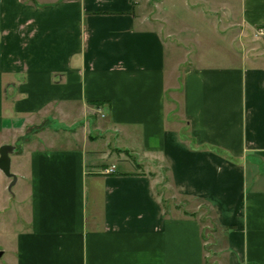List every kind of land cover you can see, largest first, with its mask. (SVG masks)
Masks as SVG:
<instances>
[{
  "label": "crops",
  "instance_id": "obj_1",
  "mask_svg": "<svg viewBox=\"0 0 264 264\" xmlns=\"http://www.w3.org/2000/svg\"><path fill=\"white\" fill-rule=\"evenodd\" d=\"M158 1L0 0L12 264H264V0H198L241 47L215 65Z\"/></svg>",
  "mask_w": 264,
  "mask_h": 264
},
{
  "label": "rangeland",
  "instance_id": "obj_2",
  "mask_svg": "<svg viewBox=\"0 0 264 264\" xmlns=\"http://www.w3.org/2000/svg\"><path fill=\"white\" fill-rule=\"evenodd\" d=\"M158 1V0H157ZM167 0H159L158 2L162 5L167 4ZM175 2L173 5V16H178L179 19L175 20V24L179 26L181 29L184 30L187 34H190L192 38H194V30L202 34V42L200 45V51L199 52H193V54H204V59L201 61L202 65H215L220 64L221 58L223 54H225V50L222 47H225V45L231 44V47L234 51H238V53H241V47L238 42H231L229 38L225 35V37L222 40L216 35L217 30L219 29L218 23L214 19V15L210 14V12H204V9L201 8L199 5L198 0H171ZM172 2V3H173ZM159 4V5H160ZM191 27V28H190ZM157 28V27H156ZM220 30V29H219ZM204 35V37H203ZM197 39L199 40L198 36ZM227 39V40H226ZM225 45H224V43ZM249 44L253 45V38L249 40ZM228 47V46H227ZM178 54V60L180 62H186V58L183 59V54ZM169 65L167 66V70H170L169 66L171 65L170 62H168ZM171 67V66H170ZM97 120H102L98 118ZM55 124V123H53ZM54 129H58L59 134L63 132V130H66L68 127L67 125H52ZM124 134H120L116 141H114L113 138H111L112 143L111 146L114 147L116 144H121L120 142L122 139H120L121 136ZM58 144L60 143L59 141ZM117 142V143H115ZM96 147L99 150H104V142H101L100 140L97 141ZM116 157V155H113ZM99 156L98 158H100ZM115 157H113V161L118 166V170H125L126 165L123 160H117ZM101 160V159H100ZM105 163H109L108 160ZM163 168V166H162ZM161 169V168H160ZM164 169V168H163ZM162 169V170H163ZM10 171L14 174L16 172L15 167V158L14 156H11L10 158ZM24 171V170H23ZM156 173L153 176L154 180V188L155 191L158 192L159 199L163 203L168 202V197L172 195V188L169 180H167L166 172H164L163 175L160 174V171L156 169L154 171ZM161 173H163L161 171ZM10 182V179L6 178L1 172H0V206L2 207L3 212H0V222H3L2 226L0 225V251L4 252L2 257L0 258V264H12L13 262V249H14V243L11 242V236L13 232H19L20 228V208L22 207V201L18 199L17 196H15V193L18 191L20 187L19 184L12 185L10 190H8V184ZM7 183V184H6ZM6 184V186H5ZM22 190V189H21ZM15 196V197H14ZM1 210V211H2ZM202 217L199 215V218ZM13 220L15 222H13ZM205 224V222H202ZM14 227V231H13ZM207 229L205 230L206 235H209L207 233ZM9 242H8V241Z\"/></svg>",
  "mask_w": 264,
  "mask_h": 264
},
{
  "label": "water",
  "instance_id": "obj_3",
  "mask_svg": "<svg viewBox=\"0 0 264 264\" xmlns=\"http://www.w3.org/2000/svg\"><path fill=\"white\" fill-rule=\"evenodd\" d=\"M16 148L10 144H3L0 146V172L8 179L10 182L8 184V190L16 181V176L10 171V156L15 152ZM2 252L0 251V257Z\"/></svg>",
  "mask_w": 264,
  "mask_h": 264
},
{
  "label": "built area",
  "instance_id": "obj_4",
  "mask_svg": "<svg viewBox=\"0 0 264 264\" xmlns=\"http://www.w3.org/2000/svg\"><path fill=\"white\" fill-rule=\"evenodd\" d=\"M260 34L264 35V29H261ZM114 168H115L114 165H112L110 168H107V169L105 170V173H106V174L113 173V172H114Z\"/></svg>",
  "mask_w": 264,
  "mask_h": 264
}]
</instances>
